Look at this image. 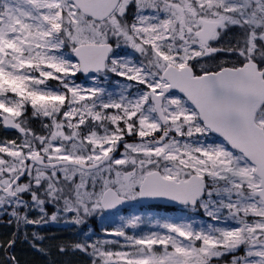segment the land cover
Listing matches in <instances>:
<instances>
[{
  "label": "snow or ice",
  "instance_id": "snow-or-ice-1",
  "mask_svg": "<svg viewBox=\"0 0 264 264\" xmlns=\"http://www.w3.org/2000/svg\"><path fill=\"white\" fill-rule=\"evenodd\" d=\"M221 52L234 60L207 63ZM108 73L128 83L110 92ZM0 125L21 134L0 142V215L17 227L5 251L21 225L166 200L209 220L149 214L163 233L130 236L145 222L132 215L105 230L123 243L85 234L57 250L92 264H264V0H0Z\"/></svg>",
  "mask_w": 264,
  "mask_h": 264
},
{
  "label": "rangeland",
  "instance_id": "rangeland-1",
  "mask_svg": "<svg viewBox=\"0 0 264 264\" xmlns=\"http://www.w3.org/2000/svg\"><path fill=\"white\" fill-rule=\"evenodd\" d=\"M135 12H131L129 14V19L131 20L133 14ZM148 14V13H146ZM239 32V29L233 28L230 30V35H235ZM120 56L131 55L132 50L130 48L122 46L120 49L117 50ZM139 54H135L132 56V59L138 58ZM109 78L105 81H99L102 84L106 85L107 89L110 92L118 93L119 88L116 87L117 83L123 85L128 83L125 78H118L115 79V74L108 73ZM93 76L84 75L82 78H76L75 82L79 85H82L85 88L92 87L97 83L92 79ZM134 87L132 91L134 92L137 87H141L139 85H135V82H132ZM45 123L47 121H44ZM31 128L37 134H45V130L42 127V122L40 120L32 121ZM21 139V134L15 130H7L4 129L2 125H0V142L4 140H19ZM138 137H126V140L132 142L133 140L138 141ZM210 141L219 142L220 138L212 136L209 138ZM124 151L123 146H121L116 156L119 158L120 153ZM97 190H99V185L97 186ZM168 217V218H184V219H193L199 222H207L209 218L205 216L203 210H196V211H186L184 207L175 208L172 211H164L162 209H154V208H130L125 212H113L110 214L103 213V214H95L91 216L94 219L96 224V228H90L87 221L85 222L86 228L85 231H80L81 227L77 226L76 224L66 222L71 219V215L69 216H61L57 221H51L50 219L45 220L43 224L40 225H27L26 227L21 225L18 234L16 235V243L14 247L8 249L7 251L4 250L3 247H0V264H11V262L7 259L9 256H15L20 264H92V258L89 254L85 253V256L80 251H72L71 248L65 252H60L57 250V245L67 244L72 245L77 242H81L85 239V234L88 235L89 242L92 240H119L123 243L122 237H115L111 235H107L105 230L112 231L116 228H119L122 223V218L127 219L132 215H143L145 218V222L139 225L136 229L126 228L125 231L128 235H143L148 232H160L163 233V229L158 227L153 220L149 217ZM4 215H0L3 217ZM40 213L38 211H33L29 213L30 219H37L39 218ZM51 216V215H50ZM49 216V217H50ZM5 218L0 222V245H4L7 240L13 238V233H17V227L15 223H9L10 217L4 216ZM36 233L38 236L43 237V241L39 244V247L45 249V252L48 253L45 255L40 251H37L35 247H33V236L32 233ZM159 248V246H157ZM106 249H111L113 251L120 250L116 247L111 245L106 246ZM237 255H243V249H241ZM77 256L81 258L79 263H74L72 261V257L70 256ZM230 256V255H229ZM231 257V256H230ZM87 260V263L83 260ZM225 259V260H223ZM231 260V258H230ZM228 257H223L220 260H213V264H217V262L221 261L218 264H229L230 262ZM83 261V263H81Z\"/></svg>",
  "mask_w": 264,
  "mask_h": 264
},
{
  "label": "water",
  "instance_id": "water-1",
  "mask_svg": "<svg viewBox=\"0 0 264 264\" xmlns=\"http://www.w3.org/2000/svg\"><path fill=\"white\" fill-rule=\"evenodd\" d=\"M82 74H84V73H82ZM92 74H94V73H89L87 75H92ZM3 128L7 129V130H12V131L15 130V129L5 128L4 126H3ZM15 131H17V130H15ZM149 205H161V206H171V207L172 206H182V205H180L178 203L169 202V201H166V200L128 201L124 205L120 206V210H124V209H126V208H128L130 206H149ZM111 211H116V210H111ZM111 211H109V212H111Z\"/></svg>",
  "mask_w": 264,
  "mask_h": 264
},
{
  "label": "trees",
  "instance_id": "trees-1",
  "mask_svg": "<svg viewBox=\"0 0 264 264\" xmlns=\"http://www.w3.org/2000/svg\"><path fill=\"white\" fill-rule=\"evenodd\" d=\"M118 54H119V52H118ZM77 75H80L79 73H77ZM30 112H31V110L29 109V115H30ZM32 121H35V120H32ZM32 121H31V123H32ZM151 208H155V207H151ZM139 209H141V208H139ZM158 209H162V208H159L158 207ZM164 209V208H163ZM175 208H165V210L166 211H172V210H174ZM55 211V209L54 208H51L50 207V209H49V212H48V216H50L51 214H52V212H54ZM107 214H110V213H107ZM5 217L3 216V217H0V222L4 219ZM87 224H89V227L90 228H96V224H95V222H94V219H92L91 217H89L88 219H87ZM86 226V224L84 223V224H82V225H80L79 227H81V230L80 231H85V227ZM84 256H85V253L84 252H81ZM70 257H72L71 259H72V261L71 262H74V263H79L80 261H81V258L79 257H77V256H74V255H72V256H70ZM225 257H228L229 258V260H230V256H225ZM223 260H225V259H223ZM84 262H86L87 263V260H83ZM83 261L81 262V263H83ZM221 261H219V262H217V264L218 263H220Z\"/></svg>",
  "mask_w": 264,
  "mask_h": 264
},
{
  "label": "flooded vegetation",
  "instance_id": "flooded-vegetation-1",
  "mask_svg": "<svg viewBox=\"0 0 264 264\" xmlns=\"http://www.w3.org/2000/svg\"><path fill=\"white\" fill-rule=\"evenodd\" d=\"M131 12H135V5L133 4V5H131L130 6V8H129V14L131 13ZM130 20V19H129ZM227 35H230V34H227ZM227 35L225 36V39H227ZM213 46L214 47H216V46H218L217 44H213ZM120 54V53H119ZM223 60H234V57H231L229 54H227V53H223V52H221V53H217V54H215V60H208L207 61V63H209V64H215V63H217V62H220V61H223ZM84 75H77L76 74V78H82ZM108 77L109 78H112V76H109V74H108ZM114 78L115 79H118V78H123V77H119V76H114ZM113 79V78H112ZM124 79V78H123ZM102 81H105V80H102ZM101 81V82H102ZM100 82V83H101ZM173 91H176V90H173ZM214 136V135H213ZM216 137V136H215Z\"/></svg>",
  "mask_w": 264,
  "mask_h": 264
}]
</instances>
